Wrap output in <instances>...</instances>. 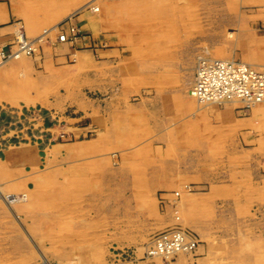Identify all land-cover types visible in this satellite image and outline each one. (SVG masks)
Segmentation results:
<instances>
[{
  "label": "rangeland",
  "instance_id": "1",
  "mask_svg": "<svg viewBox=\"0 0 264 264\" xmlns=\"http://www.w3.org/2000/svg\"><path fill=\"white\" fill-rule=\"evenodd\" d=\"M121 1L68 17L88 0H0L11 14L0 28L14 24L0 52L20 32L34 39L73 23L79 36L67 42L92 55L56 62L47 78L0 71V187L26 198L14 212L0 202V264H31L39 251L53 264H264V101L207 110L183 87L198 56L264 63V0ZM53 38L17 59L66 44ZM104 57L118 78H97ZM25 144L30 159L8 156ZM176 225L197 248L147 254L152 236Z\"/></svg>",
  "mask_w": 264,
  "mask_h": 264
},
{
  "label": "built area",
  "instance_id": "2",
  "mask_svg": "<svg viewBox=\"0 0 264 264\" xmlns=\"http://www.w3.org/2000/svg\"><path fill=\"white\" fill-rule=\"evenodd\" d=\"M68 23V22H67ZM60 28V26L58 25ZM60 41L76 39L79 29L73 23L60 28ZM18 35L16 44L19 51L31 55L36 50L33 39ZM6 58L13 54L0 52ZM196 78L192 93L201 100L240 99L245 106H252L264 97V65L255 67L248 63L221 58L203 59L196 69ZM199 245L198 236L180 226H171L156 232L146 248L149 255H161L166 259L178 254L179 251L192 252ZM33 264H52L46 259H38Z\"/></svg>",
  "mask_w": 264,
  "mask_h": 264
},
{
  "label": "bare ground",
  "instance_id": "3",
  "mask_svg": "<svg viewBox=\"0 0 264 264\" xmlns=\"http://www.w3.org/2000/svg\"><path fill=\"white\" fill-rule=\"evenodd\" d=\"M98 1L99 0H88V2L86 3V4H84L83 6H81V7H79V8H77V9H75L74 11H72V12H70V14L68 15V17H70V16H72L73 14H75V12H78L79 10H81L82 9V11H83V8H86V6H89L90 7V9L91 10H94V11H96V10H98ZM129 1H131V0H122L121 1V3H123V2H129ZM253 1V0H252ZM261 2V1H260ZM112 3V2H111ZM259 3V2H258ZM264 3V2H263ZM262 3V4H263ZM109 6V5H108ZM107 6V7H108ZM175 7V6H174ZM260 7V6H259ZM89 9V8H88ZM262 9V8H261ZM264 12V11H263ZM80 13V12H79ZM85 13V12H84ZM74 17V16H73ZM109 18V17H108ZM258 21V20H257ZM66 22V21H65ZM78 22V21H77ZM96 22V21H95ZM63 23V22H62ZM93 23V22H92ZM97 25V24H96ZM260 25V24H259ZM254 27V26H253ZM256 27V26H255ZM262 27V26H261ZM85 29V28H84ZM87 29V28H86ZM22 30V29H21ZM256 31V30H255ZM21 33V35L23 36V35H25V33H23V32H20ZM19 33V34H20ZM91 33V32H90ZM53 34H55L56 35V37H55V39L53 38ZM60 34H61V32H60V28L58 27V24L57 23H55V24H53L52 26H50L49 28H47V29H45L44 31H42L37 37H35L32 41H36L37 42V40H42L43 38H45V37H49L50 36V38H53L54 40H59L60 41ZM80 34V33H79ZM228 34V33H227ZM231 34V33H230ZM229 34V35H230ZM18 35V34H17ZM162 35V34H161ZM259 35V34H258ZM20 37V39H23V37ZM79 36V35H78ZM105 36V35H104ZM228 36V35H227ZM160 37V36H159ZM99 38V37H98ZM127 38V37H126ZM125 38V39H126ZM47 39V38H46ZM96 39V38H95ZM73 40V39H72ZM127 40V39H126ZM44 41H46V40H44ZM58 41V42H59ZM91 41V40H90ZM108 41V40H107ZM252 41V40H251ZM67 42V41H66ZM71 42H73V41H71ZM110 42V41H109ZM127 42H128V40H127ZM56 44V43H55ZM54 44V45H55ZM1 45V44H0ZM37 45V44H36ZM49 45H50V43H49ZM108 45H110V44H108ZM115 46V45H114ZM166 46V45H165ZM37 47V46H36ZM39 47V46H38ZM52 47V46H51ZM120 47V46H119ZM249 47H251V46H249ZM7 48V47H6ZM68 48V47H67ZM102 48V47H101ZM112 49V48H111ZM111 49L109 50V51H111ZM121 49V48H120ZM128 49V48H127ZM130 49H131V47H130ZM234 49V48H233ZM98 50V49H97ZM3 51H4V48H3ZM9 51V50H8ZM12 51H13V54H11L10 56H8V57H6V58H3V57H1V54H0V71L1 70H3V68H4V66H5V64L7 63V62H13V60H15V59H17V58H20L21 56H23V55H28V54H26V53H24L23 51H19V49H18V46H17V44L15 43V45H14V47H13V49H12ZM37 51V50H36ZM168 51V50H167ZM232 51V50H231ZM42 52V51H41ZM106 52H108V51H106ZM151 53V52H150ZM7 54V53H6ZM101 54H103V53H101ZM39 55V54H38ZM86 55H88V54H86ZM108 55V54H107ZM122 55V54H121ZM161 55V54H160ZM240 55V54H239ZM79 56V55H78ZM89 56H91V55H89ZM95 56V55H94ZM93 56V57H94ZM128 56V55H127ZM170 56V55H169ZM80 57V56H79ZM88 57V56H87ZM97 57V56H96ZM118 57V56H117ZM165 57V56H164ZM81 58V57H80ZM84 58V57H83ZM90 58V57H89ZM166 58V57H165ZM215 58H218V57H214V56H208V55H202V56H198L197 57V60H196V62H195V66H194V71H193V77L192 78H190V76H189V78H184V84H183V87L185 88V87H187V83H190V86H189V89L187 90V94H185L186 95V98H187V102L189 101L190 103L193 101H195V102H197L198 104H203L204 106L203 107H207V110H214L213 109V106H214V104H216V105H226V104H234V103H242V101L240 100V99H236V98H232V99H223L222 101H217V100H201V99H199L198 97H196L193 93H192V87H193V84H194V82H195V78H196V75H195V73H196V69H197V66H198V64H199V62L201 61V60H203V59H215ZM245 58H246V56H245ZM72 59V58H71ZM84 59H86V58H84ZM88 59V58H87ZM93 59V58H92ZM118 59V58H117ZM125 59H126V57H125ZM132 59V58H131ZM221 59H226V60H235V59H232V58H221ZM18 60V59H17ZM22 61L24 60V59H21ZM90 60V59H89ZM41 61V60H40ZM236 61H241V62H243V63H248V64H250V65H252V66H255V67H262L263 65H264V63H255V61L253 60V62L251 63V60H250V62H244V61H242V60H237V57H236ZM247 61H249V59H247ZM84 62V61H83ZM91 62V61H90ZM116 61L114 60V59H108V57H104V58H102L101 60H100V62L99 63H96V70L99 68V66L101 67L100 68V70H99V72H98V76H97V78H103L102 77V75H104V78H118L117 77V72H116V66H114V63H115ZM85 64V63H84ZM89 64V63H88ZM85 65H87V64H85ZM112 65V66H111ZM134 65V64H133ZM75 66H76V64H75ZM140 66V65H139ZM180 66V65H179ZM69 68H71V67H69ZM78 68V67H77ZM125 73H124V75L122 74L121 75V78H130L129 77V68H131V67H128V66H126L125 65ZM141 68V67H140ZM71 69H74V68H71ZM52 70V69H51ZM18 71V70H17ZM3 72V71H2ZM1 73V72H0ZM5 75H7L8 73H14V71H8V70H5V72H3ZM24 73V72H23ZM71 73V72H70ZM75 73V72H74ZM82 73V72H81ZM80 73V74H81ZM104 73V74H103ZM132 73V72H131ZM133 74V73H132ZM10 75V74H9ZM15 75V74H14ZM23 75V74H22ZM179 75V74H178ZM87 76V75H86ZM16 77V76H15ZM74 78V77H73ZM73 78H72V80H73ZM29 80H30V78H28ZM163 79V78H162ZM188 79H189V81H188ZM191 79V80H190ZM75 80V79H74ZM133 80H134V78H133ZM160 80H161V78H160ZM4 81V80H3ZM70 81H71V79H70ZM70 81H66V84H68L67 82H70ZM98 81V80H97ZM103 81V80H102ZM115 81V80H114ZM139 81H142V80H139ZM191 81V82H190ZM130 82V81H129ZM32 83V82H31ZM156 83V82H155ZM14 84H16V83H14ZM118 84V83H117ZM151 84V83H150ZM158 84V83H157ZM32 85V84H31ZM143 85V84H142ZM132 86H133V84H132ZM161 86V85H160ZM129 87V86H128ZM134 87V86H133ZM125 88V87H124ZM137 88V87H136ZM107 88H105V90H106ZM99 90V89H98ZM103 91V90H102ZM115 91V90H114ZM110 93H111V91H110ZM109 93V94H110ZM108 94V95H109ZM113 93H111V95H112ZM110 96V95H109ZM48 97V96H47ZM110 97H112V96H110ZM85 98V97H84ZM21 99V98H20ZM115 99V98H114ZM0 100L2 101V99H1V96H0ZM4 100V99H3ZM24 100V99H23ZM116 100V99H115ZM121 100V99H120ZM125 100V99H124ZM0 101V102H1ZM27 101L28 102H33L34 103V101L33 100H28L27 99ZM98 101V100H97ZM111 101H113V98H112V100ZM152 101V100H151ZM264 101V97L260 100V101H258V102H256L255 104H253L252 106H257V105H259V104H261L262 102ZM37 102V101H36ZM110 102V101H109ZM116 102V101H115ZM8 103H9V101H8ZM120 103V102H119ZM105 104V103H104ZM113 104V103H112ZM180 104V103H179ZM215 105V106H216ZM242 105V104H241ZM111 106V105H110ZM89 107V106H88ZM104 107V106H103ZM113 107V106H112ZM209 107H211V108H209ZM251 107V106H250ZM258 107V108H257ZM256 108L258 109V110H261L262 108H263V106L262 105H259V106H257ZM132 108V107H131ZM234 108V107H233ZM99 109V108H98ZM168 109V108H167ZM244 109V108H243ZM103 112H104V109H103ZM213 112V111H212ZM243 112V111H242ZM214 116V115H213ZM119 122V121H118ZM182 131V130H181ZM30 140V139H29ZM16 147V146H15ZM12 148V147H11ZM7 150V149H6ZM8 151V150H7ZM34 156V149L31 147V145H23V146H21V147H18L17 146V148H14V149H10V151H8V156L9 157H11V156H17L18 158H20L21 159V161H22V159H24V160H26V159H30L32 156ZM7 155H5V157H6ZM6 159V158H5ZM15 159V158H14ZM33 159H34V157H33ZM36 159V158H35ZM33 161V160H32ZM34 162V161H33ZM35 164H36V162H34ZM38 163V162H37ZM186 187H188V188H190V184L188 185H185ZM8 187V186H7ZM2 187H0V202H3L5 205H7L9 208H11V210H13V212L15 211L14 209H13V207H12V203H15V202H19V201H24V200H26V198H25V196L23 195V194H20V193H18V194H14V193H12L11 191V193H8V194H6V193H4L3 191H2V189H1ZM185 188V187H184ZM172 195L171 196H174L175 198L180 194V192L179 191H174V192H172L171 193ZM168 195V194H167ZM180 198V197H179ZM164 202V201H163ZM161 205V204H160ZM177 216V215H176ZM175 217V216H174ZM178 218V217H177ZM191 225V224H190ZM183 227H185V226H183ZM188 227V226H187ZM150 236V235H149ZM149 239V238H148ZM146 242H147V240H146ZM150 242V241H149ZM200 244V243H199ZM149 245V244H148ZM137 247V246H136ZM142 248H143V246H141ZM126 248V247H125ZM132 248V247H131ZM138 248V247H137ZM140 248V247H139ZM138 248V249H139ZM116 249V248H115ZM121 250V249H120ZM130 250V249H129ZM146 250V249H145ZM124 251V250H123ZM138 251V250H137ZM121 252H122V250H121ZM128 252V251H127ZM134 252V251H133ZM117 253V252H116ZM181 253H187V252H184V251H179L178 252V254H181ZM39 254L41 255L40 256V258L39 259H46V260H48L49 262H51L52 263V261H50L46 256H45V254L42 252V251H39ZM136 254H138V252L136 253ZM130 255V254H129ZM132 255V254H131ZM143 255V254H142ZM151 257H152V255H151ZM153 257H160L161 258V255H154ZM122 258V257H121ZM187 259V258H186ZM125 260V259H124ZM176 260V259H175ZM37 260H35L33 263H35ZM117 261V260H116ZM143 261V260H142ZM145 261V260H144ZM154 261V260H153ZM165 261V260H164ZM28 262H29V259H28V257H25V258H22L20 261H18V263L17 264H28ZM160 262V261H159ZM209 262V261H208ZM33 263H31V264H33ZM116 263V262H115ZM143 263V262H142ZM168 263V262H167ZM197 263V262H196ZM210 263V262H209ZM53 264V263H52ZM147 264V263H146ZM149 264V263H148Z\"/></svg>",
  "mask_w": 264,
  "mask_h": 264
},
{
  "label": "crops",
  "instance_id": "4",
  "mask_svg": "<svg viewBox=\"0 0 264 264\" xmlns=\"http://www.w3.org/2000/svg\"><path fill=\"white\" fill-rule=\"evenodd\" d=\"M0 19L8 20L11 22V14L8 10V6L6 3L0 2ZM262 26L264 25V21H262ZM14 24H8L4 27L0 28V32H2V29L5 27H11ZM14 27V26H13ZM11 33V30H8V34ZM256 42L259 45L257 48L260 50L262 55L261 58H259L260 61H264V33L257 34ZM0 35V39H1ZM4 38L8 37V42L10 35L3 36ZM2 37V38H3ZM68 47V48H67ZM96 50V49H95ZM42 51V52H41ZM98 51V50H97ZM41 59L39 60H13V62H9L5 64L3 68V72L5 70L8 71H14L17 70L22 72L23 69H26V71L31 74L33 78H47L52 71H54L53 67L56 66V62H58V68H60L62 63H64V60H71V58L75 57H84L88 56L91 57V53L87 49H78L76 45H73L72 43L66 42V44L61 43L58 45L57 48H54L53 50H44L42 47L40 50ZM88 54V55H86ZM79 55V56H78ZM91 55V56H89ZM41 60V61H40ZM256 61V59H255ZM52 69V70H51ZM91 74V73H90Z\"/></svg>",
  "mask_w": 264,
  "mask_h": 264
}]
</instances>
